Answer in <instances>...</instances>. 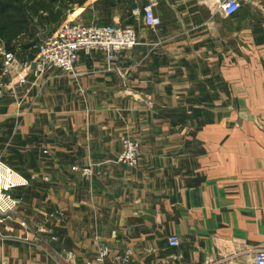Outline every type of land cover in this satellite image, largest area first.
<instances>
[{"label":"crops","instance_id":"obj_1","mask_svg":"<svg viewBox=\"0 0 264 264\" xmlns=\"http://www.w3.org/2000/svg\"><path fill=\"white\" fill-rule=\"evenodd\" d=\"M147 1H63L62 21L130 26L139 44L110 70L80 53L76 76L49 72L13 97L17 137L47 150L42 169L19 173L47 182L15 190L0 264L85 263L101 246L105 264L128 250V264H252L264 248V0H238L229 17L223 0H158L154 31L133 13ZM124 135L140 143L136 168L116 162ZM75 165H93L92 180Z\"/></svg>","mask_w":264,"mask_h":264},{"label":"built area","instance_id":"obj_2","mask_svg":"<svg viewBox=\"0 0 264 264\" xmlns=\"http://www.w3.org/2000/svg\"><path fill=\"white\" fill-rule=\"evenodd\" d=\"M157 5L158 0H148L141 11L133 12L136 18H141L145 28L153 31L161 24L159 16L155 14ZM239 7L238 0H223L217 2L216 5L217 10L227 17L234 15ZM138 44L137 33L130 26L85 25L70 22L68 19L62 22L53 36L47 38L38 47V56L34 61L18 59L16 49H7L0 38V100L5 97L7 92L13 93L14 96H17L20 91L25 92V95L29 94L33 88H37L44 74L49 72L59 71L76 76L75 64L80 53L86 55L100 53L106 61L107 69L110 70L111 66L119 61L122 54L132 52ZM14 47L19 48L20 45ZM139 157V142L130 136L123 137L121 153L116 161L129 168H135L138 165ZM90 172V170H83L82 175L89 177ZM34 180L33 176L30 179L22 176L0 158V224L16 216L19 201L12 192L28 187ZM168 242L171 247L179 245L176 236L170 237ZM248 253L249 261L252 264H264V248L250 250ZM56 255L59 258L58 262L75 264L70 261L73 259L71 253ZM108 258V247L101 246L94 260L78 264H105ZM130 259L131 252L128 250L122 257L113 258L112 262L128 264Z\"/></svg>","mask_w":264,"mask_h":264},{"label":"rangeland","instance_id":"obj_3","mask_svg":"<svg viewBox=\"0 0 264 264\" xmlns=\"http://www.w3.org/2000/svg\"><path fill=\"white\" fill-rule=\"evenodd\" d=\"M63 1L65 0H0V27L6 25L4 31L5 33L3 32L4 37L1 36L0 31L1 40L4 44H6V46L8 44L10 48L13 47L12 49H16L15 52L17 54V57L18 54L23 51L21 50L24 49V47H21L23 45L27 46L25 48L28 50V52H31V54L37 53L38 55V47L47 38L53 36L58 30L59 26L62 24V22H65L67 20L66 19L62 21L61 19L60 10L62 4L64 3ZM70 3L72 5L70 9L77 5L75 1H71ZM20 33L21 35L18 36L17 34ZM16 35L17 37L13 39ZM17 45H20V47L15 48L14 46ZM26 58L27 59L23 60L30 61V58L28 56ZM13 97L14 94L10 92L5 100L4 98L0 100V103L5 106L6 109L11 111L9 115L0 116V119L2 118L4 121V123L0 125V158L5 164H7L12 169L18 172H22V170H24V172H27V170L36 167L41 168L39 157L47 155V150L41 149V151L38 153L35 148H31L30 146L26 147L25 145L27 144V142L22 141L20 137H17L20 133L19 129L20 126H22V122L19 116L14 115ZM125 136L129 135H124L122 136V138ZM83 170H90L91 175L89 177L83 176ZM73 171L79 174L82 178L87 181H91L94 176L93 165L83 168L75 165L73 167ZM32 173L33 174L31 176L26 178L30 179L33 176L35 180L31 182L28 187L25 188H29L36 181H39L42 184L47 182V178L45 174H43V171L37 170V172ZM44 178H46V180H44ZM12 194L14 197L17 198L20 205L21 198L18 196L17 192H15L14 190ZM54 257L56 258V261L59 260L56 254ZM70 261L76 264L74 258ZM61 264L65 263L62 261Z\"/></svg>","mask_w":264,"mask_h":264},{"label":"trees","instance_id":"obj_4","mask_svg":"<svg viewBox=\"0 0 264 264\" xmlns=\"http://www.w3.org/2000/svg\"><path fill=\"white\" fill-rule=\"evenodd\" d=\"M5 28H6V25L0 27L1 36H3V37H4L3 32L5 31ZM4 33H5V32H4ZM17 35L19 36V35H21V33H20V34H17ZM17 35H16L14 38H13V37H12V38L15 39V38L17 37ZM5 45H6V44H5ZM6 47H7V49H9V50H15V49H12L13 47L10 48V47L8 46V44H7ZM21 47H22V46H21Z\"/></svg>","mask_w":264,"mask_h":264}]
</instances>
